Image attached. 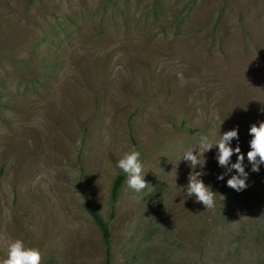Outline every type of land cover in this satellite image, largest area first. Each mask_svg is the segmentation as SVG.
I'll return each mask as SVG.
<instances>
[{
  "label": "rangeland",
  "instance_id": "rangeland-1",
  "mask_svg": "<svg viewBox=\"0 0 264 264\" xmlns=\"http://www.w3.org/2000/svg\"><path fill=\"white\" fill-rule=\"evenodd\" d=\"M262 109L264 0H0V257L21 239L40 264H105L85 203L109 219L136 150L148 186L123 173L110 264H264V166L237 192L207 152L213 209L177 187L183 161L173 179L219 126L246 153Z\"/></svg>",
  "mask_w": 264,
  "mask_h": 264
},
{
  "label": "clouds",
  "instance_id": "clouds-1",
  "mask_svg": "<svg viewBox=\"0 0 264 264\" xmlns=\"http://www.w3.org/2000/svg\"><path fill=\"white\" fill-rule=\"evenodd\" d=\"M264 111V109H262ZM250 139L248 150L241 153L239 143L233 146V140L238 141L236 127L221 132L202 133L195 143L185 147L177 157L175 164L174 183L176 184L177 167L184 162L188 168L187 182L183 186H176L182 190L183 196L199 202L203 208L213 209L216 206V196L221 194L212 190L211 184H206L202 177L207 175L205 165L206 153L213 151V158L223 171L216 174L217 181L224 180L225 185L239 192L247 188L246 183L249 172L245 171V161L250 165L249 171L259 172L264 166V120L253 123L248 128ZM235 155L233 161L231 157ZM171 164V163H170ZM172 165V164H171ZM115 167L125 174V183L128 188L139 193L146 189L148 183L144 179L148 170L140 159L136 150L126 151L116 160ZM173 170V165L170 171ZM234 170V171H233ZM41 251L35 247L27 246L21 239H11L7 243L5 255L0 257V264H40Z\"/></svg>",
  "mask_w": 264,
  "mask_h": 264
},
{
  "label": "trees",
  "instance_id": "trees-1",
  "mask_svg": "<svg viewBox=\"0 0 264 264\" xmlns=\"http://www.w3.org/2000/svg\"><path fill=\"white\" fill-rule=\"evenodd\" d=\"M124 174L120 173L117 178L114 181L113 187H112V209L108 220H105L98 212L97 210L92 206L89 199L86 200L85 208L86 210L91 214L93 217L96 225L99 227L104 246H105V254H106V261L105 264H110L111 257H112V244H113V232L111 229V220L115 216V201L117 199V195L121 186V183L123 181Z\"/></svg>",
  "mask_w": 264,
  "mask_h": 264
}]
</instances>
